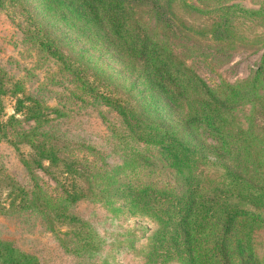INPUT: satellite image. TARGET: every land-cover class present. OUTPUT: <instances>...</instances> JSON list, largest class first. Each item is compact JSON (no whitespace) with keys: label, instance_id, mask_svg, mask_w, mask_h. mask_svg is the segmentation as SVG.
<instances>
[{"label":"rangeland","instance_id":"1","mask_svg":"<svg viewBox=\"0 0 264 264\" xmlns=\"http://www.w3.org/2000/svg\"><path fill=\"white\" fill-rule=\"evenodd\" d=\"M189 1L202 9L203 19H222L221 15H227L240 25L243 39L249 40L231 45L198 39L187 29L158 24L150 9H145L141 18L155 41L175 56L188 76H197L210 86L238 85L250 80L262 67L255 100L258 103L239 107L235 117L237 128L246 132L242 134L243 143L248 145L250 154L264 163V12L251 15L260 10L264 0ZM20 5L17 9L11 4L0 6V71L22 79L29 94L49 107L45 112L50 120L35 122L19 114V121L7 127L8 138L0 139V239L36 256L41 264H143L141 250L155 223L141 214L127 212L124 201L113 197L111 189L106 196L90 194L69 205V211L89 225L93 247L78 244L68 226L58 224L56 231L51 230L52 209L67 203L65 189L71 191L73 181L57 168L52 167L51 174L39 168L33 162L35 150L31 142L36 144L43 138L61 147V157L92 174L84 185L86 189L95 187L97 179L109 187L130 182L170 189L175 178L156 147L138 141L120 115L87 96L89 91H80L73 84L75 78L62 65L34 48L35 43L27 34L31 20L39 18L43 25L51 23L41 1L20 0ZM49 28L61 40L63 52L97 90L121 95L134 106L145 107L147 114L185 129L179 124L181 116L147 90L135 63L125 62L99 37L78 35L62 22L59 27L50 24ZM2 105L0 116L7 121L15 113V99L3 96ZM193 131V140L205 143L211 153H218L215 148L221 141L217 134L210 135L203 128ZM241 152L244 159L247 155ZM44 165L48 167L49 163L45 161ZM22 187L38 194V198L30 196L34 206H29V200L24 206ZM246 233L247 246L264 264V225H246Z\"/></svg>","mask_w":264,"mask_h":264},{"label":"trees","instance_id":"2","mask_svg":"<svg viewBox=\"0 0 264 264\" xmlns=\"http://www.w3.org/2000/svg\"><path fill=\"white\" fill-rule=\"evenodd\" d=\"M40 1L52 26L59 27L62 22L78 35L99 37L125 62L135 63L147 90L172 112H177L181 116L179 124L185 128L172 127L167 119L147 114L145 107L134 106L121 95L97 90L63 52L61 40L51 33L54 29H48L50 24L43 25L39 18L29 19L32 22L27 34L35 43L34 48L62 65L75 78L73 84H77L80 91H89L87 96L120 115L138 141L156 147L175 178L170 189L130 182L109 187L99 179L94 181L95 187L86 189L84 185L92 174L61 157V147L43 138L36 144L31 142L35 150L33 162L39 168L50 174L57 168L56 171L68 174L73 181L71 191L65 189L67 203L52 209L51 230L56 231L58 224L68 226L78 244L93 247L94 237L89 225L71 213L69 205L90 194L106 196L111 189L113 197L124 201L127 212L141 214L155 223L141 250L143 264H260L247 246L245 227L264 225V163L250 154L248 145L243 143L242 134L246 132L237 128L235 112L258 100L262 67L250 80L238 85L210 86L197 76H188L175 56L155 41L141 17L145 9H150L158 24L179 27L181 31L187 29L198 39L231 45L244 38L240 25L234 24L227 15H221L222 19H203L202 9L189 0ZM5 4L17 9L20 0H0V6ZM262 12L264 4L259 11L250 13L257 16ZM6 95L15 99V113L8 116L7 121L0 116V139L8 138L7 127L19 121V114L35 122L50 120L45 112L49 107L29 94L22 79L0 71V112L4 111L2 97ZM199 128L210 135L217 134L221 141L215 148L218 153H211L205 143L192 139L191 133ZM241 151L247 155L244 159ZM20 191L24 206L28 200L29 206H34L30 196L38 198L36 191L29 192L23 187ZM0 264L41 263L36 256L0 239Z\"/></svg>","mask_w":264,"mask_h":264}]
</instances>
